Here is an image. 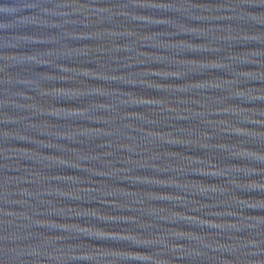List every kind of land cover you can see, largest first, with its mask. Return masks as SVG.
Here are the masks:
<instances>
[{
  "label": "water",
  "instance_id": "water-1",
  "mask_svg": "<svg viewBox=\"0 0 264 264\" xmlns=\"http://www.w3.org/2000/svg\"><path fill=\"white\" fill-rule=\"evenodd\" d=\"M0 264H264V0H0Z\"/></svg>",
  "mask_w": 264,
  "mask_h": 264
}]
</instances>
